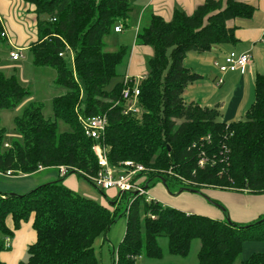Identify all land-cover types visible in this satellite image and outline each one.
Segmentation results:
<instances>
[{"label": "trees", "instance_id": "obj_1", "mask_svg": "<svg viewBox=\"0 0 264 264\" xmlns=\"http://www.w3.org/2000/svg\"><path fill=\"white\" fill-rule=\"evenodd\" d=\"M24 2L34 7L38 19L37 39L29 47L33 63L53 67L55 82L66 92L53 98L54 119L45 116L40 104L25 107L14 119L18 135L11 143L5 141L7 130L0 119L1 174H32L41 166L68 165L73 167L68 175L77 173L87 179L85 173H96L100 166L93 150L95 139L85 134L79 116L105 113L109 122L103 143L110 163L118 166L134 160L155 169L142 179L147 189L155 177L164 178L169 187L170 177L191 189L201 190L198 185L204 184L264 194V73L256 77L255 98L244 119L221 120L219 109L189 103L183 97L185 88L198 77L185 63L187 53L235 43L236 27L228 22L251 18L256 5L205 0L193 14L176 9L171 20L153 14L137 33L138 44L154 49L140 85L142 113L137 115L125 112L123 78L112 84L130 48L120 45L108 50L106 40L129 18L130 0ZM4 29L0 22L3 47ZM70 54L73 68L67 60ZM29 95L17 75H6L0 68V110L17 107ZM61 122L68 128L60 130ZM208 135L211 142H201ZM202 152L208 157L203 169L198 164ZM161 169H172L194 183H184ZM65 177L23 194L0 191V254L10 248L7 238L32 219L36 240L28 248V260L20 264H101L95 245L116 221L118 208L72 190L64 184ZM130 197L125 235L114 250L113 264H137L141 256L163 258L160 235L168 237L169 252L180 256H188L193 241L200 239L198 264H234L246 241H264V214L241 225L147 201L143 195ZM10 218L13 226L8 224ZM0 264H4L1 257ZM242 264H264V252L253 253Z\"/></svg>", "mask_w": 264, "mask_h": 264}, {"label": "crops", "instance_id": "obj_2", "mask_svg": "<svg viewBox=\"0 0 264 264\" xmlns=\"http://www.w3.org/2000/svg\"><path fill=\"white\" fill-rule=\"evenodd\" d=\"M130 1L132 3L130 16L125 23H121L122 31L115 30L114 33L120 36V34L125 35L128 31H131L133 36L132 40L130 39L133 44L130 57L131 61L124 75L127 73L133 77H141L145 76L148 71L142 69V67L137 68L135 64L144 63L142 53L152 56L154 54V49L151 46L137 43V33L140 28L150 22L153 14L161 15L166 20H171L173 18L176 9H181L188 14H193L197 7L205 0ZM242 1L256 5L257 9L251 18H235L228 22L230 26L236 27L235 36L237 41L235 43H229L228 45L230 48L228 50H224L221 46H217L214 50L209 52H188L185 59L186 65L191 68L193 72L198 74V77L184 90L183 97L185 101L217 108L221 111V114L224 115L223 120L227 122L244 119V115H246L248 108L255 98L256 77L258 74L264 73V0ZM18 8L20 11L16 10ZM19 17L21 19H19ZM37 20L34 7L24 2V0H0V22L5 26L9 35V37L6 38L7 41L4 46L5 56H7L6 58L8 61L15 62V60L10 58L11 50L22 48L23 53L25 48L29 49L31 43L37 39ZM22 23H25L26 28L29 25H33V37L25 43V45L22 43L23 41L21 38L18 40L19 43H17V37L12 32L14 29L17 31L19 30L20 33H18L22 35L25 40L27 35L23 32L24 27ZM120 45L128 44L122 43ZM230 51L250 52L252 54V60L244 72L238 70L222 74L216 67L215 62L223 61L224 56ZM23 58H25V55ZM220 76L224 78L222 84H218L217 82V78ZM64 184L72 190L82 193V189L78 187L79 183L77 178L66 176ZM151 192V196L155 198V200L160 201L158 199V197L161 198L159 192L162 193L160 188L156 187L151 190ZM217 194V196L220 195L219 193ZM163 198L167 202L166 205H172L173 198L165 193ZM102 204L107 205L104 204V202H102ZM227 208L230 216L235 221L251 222L264 214V194H252L248 191H234L233 193H229ZM207 214L212 218L224 219L227 213L222 210L221 212H208L205 215ZM8 224L13 226L11 218ZM35 240L36 231L33 227L32 219L24 221L11 238L10 248L1 252V260L4 264H20L30 244L35 242ZM115 249L117 248H114V250Z\"/></svg>", "mask_w": 264, "mask_h": 264}, {"label": "rangeland", "instance_id": "obj_3", "mask_svg": "<svg viewBox=\"0 0 264 264\" xmlns=\"http://www.w3.org/2000/svg\"><path fill=\"white\" fill-rule=\"evenodd\" d=\"M18 11V9H16ZM23 14V13H22ZM21 14V15H22ZM45 16H42L44 18ZM19 19H21L19 17ZM24 27L23 32L26 33L27 37L25 40L22 35H20L19 30L12 31L18 40L21 38L22 43L25 45L33 37V25H29L26 28L25 23H22ZM19 32V33H18ZM131 36V38H130ZM132 33L128 31L125 35L115 34L114 32L106 37L108 50H115L120 44L126 43L130 48L129 55L125 58L124 62L118 67V77L114 78L112 84L121 80L125 77V70L129 67L132 54ZM126 39V40H125ZM131 39V40H130ZM128 41V42H126ZM224 50H228L230 47L228 44L219 45ZM3 46H0V58L2 62L0 68L6 73V75L15 74L19 78L20 82L24 87L30 90V95L27 96L23 102L13 109H1L0 119L2 125L6 128L7 134L5 141L11 143L12 140L17 137V131L15 129V117L21 115L25 107L31 103L40 104L43 106V112L47 118L54 119L52 101L57 95L65 93L66 88L58 85L55 80L57 76V71L51 66H36L33 63V55L28 48H25L24 55L25 58H21L19 61L11 62L8 61L5 56V51ZM142 53V52H141ZM138 54V52H137ZM144 63L135 64L137 68L142 67L149 71V59L151 56L143 54ZM68 64L71 68L74 67V55L70 54L67 58ZM144 71V70H143ZM140 77V76H139ZM139 77H136L140 80ZM123 80V79H122ZM224 115L221 114L220 119L223 120ZM245 118V115H244ZM68 128L63 122L60 123V130ZM70 177H75L78 180V187L82 189V195L86 197L93 198L98 202L107 204L108 206H116L118 208V216L116 221L111 226L106 237H102L96 242V252L100 259L101 264H113L115 258L114 248L118 247L119 242L123 239L127 227V217L125 212L127 211L128 204L131 201L129 193L125 196H118L121 193V189L112 188L109 190L102 191L99 187L91 183L85 177L77 174L71 173L68 175ZM59 171L55 167H48L42 171H38L32 174H20L8 176L6 174H0V191L4 193H16L23 194L26 193L38 185L59 179ZM169 187H167L160 177H155L151 181V187L148 188V194L151 195V190L160 188L162 191L159 192L161 198L158 197L162 204L166 205V200L163 198L164 193L173 198L172 205L179 207L184 211H189L191 213H201L206 214L208 212L214 213L217 211H224L225 218L235 221L229 214L227 208L229 193H233L232 190H225L216 186L208 185H198L201 187L200 193L192 191V189L182 182H179L173 178L168 179ZM219 193L220 195L217 196ZM118 196L116 199L115 197ZM116 199L117 202H114ZM202 204V205H201ZM230 205V204H228ZM208 215V214H207ZM258 219V218H255ZM237 222V221H235ZM241 225L250 222L240 221L237 222ZM159 244L163 249L164 257L161 259L149 258L146 256H141L137 260V264H198V252L201 248V240L195 239L192 243V248L188 256L172 255L169 252L168 237L166 235H160L158 237ZM116 250V249H115ZM264 252V241H246L244 243V248L242 253L239 255L234 264H242V262L248 259L253 253ZM29 258L28 250L24 254L22 261H27Z\"/></svg>", "mask_w": 264, "mask_h": 264}, {"label": "built area", "instance_id": "obj_4", "mask_svg": "<svg viewBox=\"0 0 264 264\" xmlns=\"http://www.w3.org/2000/svg\"><path fill=\"white\" fill-rule=\"evenodd\" d=\"M115 30L122 31V25H117ZM2 36L6 38L9 37L6 28ZM60 55H63V53H60ZM23 57L22 48H15L10 51V58L12 60H20ZM251 60L252 54L250 52L230 51L224 56L223 61H216L215 65L222 74L238 70L244 72ZM139 78L140 80L132 75L126 74L123 78L125 87L122 90V98L126 102L125 112H133L137 115H141L142 113V108L139 105V96L141 94L140 85L144 76ZM217 82L218 84H222L224 78L222 76L218 77ZM79 119L83 125L85 134L95 139L93 150L98 157V164L100 166L96 173H85L87 179L102 190L119 188L121 192H127L132 196L143 195L146 197L147 201H155V198L148 194V189L145 187L146 185L142 183V179H146L147 172L155 171V169L134 160H125L118 166H113L110 163L108 158V147L103 143L109 122L107 114H97L88 117L80 114ZM200 140L201 142H211V135L201 137ZM6 145L8 146L9 144ZM198 164L201 169L205 168L208 164V157L204 152L201 153ZM43 169L45 168L42 166L39 167V171ZM57 169L59 175L64 177L69 174L73 167L59 165ZM160 172L175 176L184 183H194L185 176L174 172L172 169H161ZM6 175L12 176L13 173L12 171H8ZM6 244L7 246H11V238H7Z\"/></svg>", "mask_w": 264, "mask_h": 264}, {"label": "water", "instance_id": "obj_5", "mask_svg": "<svg viewBox=\"0 0 264 264\" xmlns=\"http://www.w3.org/2000/svg\"><path fill=\"white\" fill-rule=\"evenodd\" d=\"M162 180H163V182H165V179L164 178H162ZM145 187L147 188L148 187V184ZM192 191L197 192V193H200V191L197 190V189H192ZM229 220H230V218H229Z\"/></svg>", "mask_w": 264, "mask_h": 264}]
</instances>
